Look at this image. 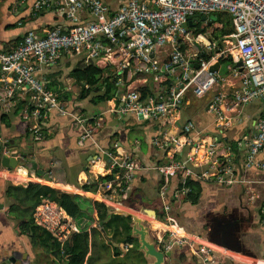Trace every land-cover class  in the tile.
I'll return each mask as SVG.
<instances>
[{"label":"crops","instance_id":"obj_1","mask_svg":"<svg viewBox=\"0 0 264 264\" xmlns=\"http://www.w3.org/2000/svg\"><path fill=\"white\" fill-rule=\"evenodd\" d=\"M20 1L0 2V53H9L15 49L28 31L42 36L45 30L57 28L64 23L63 18L54 10L39 13L36 17L31 16L36 0H24V3ZM103 2L108 5L111 13L118 8L117 0H103ZM210 17L215 21L210 22ZM79 18L83 25L90 21L84 11L79 13ZM191 24L190 30L205 31L203 36L206 40L209 38L215 41L213 35L216 36V40L218 38L223 40L231 34V22L228 16L223 14L210 15L206 17V22L194 21ZM224 31H227L228 35L220 36ZM205 39L204 45H207ZM194 40L183 47L185 52L195 53L199 50V44ZM106 53L109 54L110 60L104 55L95 59L88 56L76 58L62 55L54 66L38 72L36 77L48 91L59 95V100L72 116L80 120L102 116L101 128L92 135V140L101 150L115 157L134 159L144 167L161 162L163 158V154L151 145L152 139H160L164 134L180 138L184 136L181 128L192 120L197 129L203 130L200 137L204 142L203 147H207L212 141H217L220 143V148L227 149L225 154L234 164L236 180L239 182L230 187L197 183L202 187V192L195 205L184 202L174 203L168 198L170 206L168 219L177 228L179 234L192 236L199 244L210 247L215 255L216 264H264V230L261 227L264 220V169L245 170L243 167L245 149L237 146L240 138L249 136L255 131L257 123L264 115V105L260 102L250 104L248 115L244 116L242 111L240 124L221 130L211 125L212 120L205 113L208 97L195 99L189 92L184 95V106L175 115H170L166 119L144 122L132 116L118 119L109 111L119 104L124 90H120L116 99L113 97L106 103L93 105L90 95L85 99L81 98L84 83L78 84L71 75L80 64L83 66L92 64L104 73L101 78L103 81L107 79L109 83L113 82L117 75L116 66L121 57L112 47ZM155 54L160 63L166 61V48L159 49ZM225 64L226 62L221 64L224 65V73H220V65L218 74L227 77L226 90H231L233 81ZM138 68L139 66L133 68L130 75L128 74V79L131 78L130 85L138 90L143 102L159 101L167 89L165 76L161 72L158 76L146 74ZM99 90L102 91V88L99 87ZM2 94L0 73V96ZM30 112L29 92L16 94L10 111L6 114L0 112V142L8 143L11 150L26 143L28 153L32 154L30 161L36 163L35 171L30 168L25 169L24 166H17L15 170L0 168V264H54L52 258L60 264H65V259L68 261L67 256L56 250L54 246L56 242L49 237V234L31 222L34 211L33 200L20 191L11 190L15 187L25 189L28 184L37 185L36 177H43L48 169L53 171L51 189L77 195L87 203L85 211L82 208L80 212L81 221L77 224L81 232H87L89 238L83 264H145L137 249L132 244L124 242V236L120 231L121 224L115 226L119 231H116L114 226L104 230L112 217L120 216L115 214L108 216L114 207L104 203L96 191L89 193L81 190V187L93 184L96 185L95 190H97V184L101 180L99 175L106 167L107 161L92 164L91 161H94L97 155L96 148L90 141H81L79 127L75 126L68 116H59L51 112L45 122L38 123L30 117ZM138 123L146 124L142 129L144 141H140L139 137L131 133ZM33 130L38 131L40 138L36 139ZM143 147L144 151H142ZM187 150L188 147H183L181 154H178L179 158L178 155L176 158L180 159ZM257 160L264 163V150L258 155ZM18 169H23L25 175H16ZM38 171H42L43 175H38ZM9 174L14 179V183L7 180ZM26 180L28 182L16 183ZM132 186L131 193L138 194L144 199L143 201L138 197L131 206L120 205L118 200L113 203L120 205L118 209L132 215H137V212L140 213L144 209L153 210L155 217L152 221L164 229L165 225L160 222L163 215L159 213L161 205L157 197L160 186L158 176L148 171L141 172ZM204 190L206 194L202 199ZM77 191L79 194H74ZM128 197H124L122 201H126ZM94 203L106 207L103 221L98 220ZM100 211L105 210L101 208ZM144 217L145 220H142L146 225H150L149 218ZM174 218L177 219V224ZM27 223L28 227L25 226ZM161 230L157 229V233ZM168 253L170 257L165 264H201L189 250L188 254L187 251L181 250Z\"/></svg>","mask_w":264,"mask_h":264},{"label":"built area","instance_id":"obj_2","mask_svg":"<svg viewBox=\"0 0 264 264\" xmlns=\"http://www.w3.org/2000/svg\"><path fill=\"white\" fill-rule=\"evenodd\" d=\"M117 1L118 8L111 13L103 0H36L31 16L54 10L64 23L45 30L42 36L28 31L15 49L0 53L3 91L0 112L10 111L16 94L29 92L30 117L35 122H45L51 112L71 118L79 127L81 141H90L96 148L97 155L92 164L107 161L99 176L108 178L99 181L96 190L104 203L116 200L120 203L133 191V182L141 172L156 174L162 179L157 197L161 205L159 213L163 215L160 222L165 225L161 230L163 233H157L156 247L162 253L185 247L201 264H216L210 247L199 244L192 236L179 234L171 224L167 214L170 210L168 198L174 203L182 202V198L190 193L186 187L189 178L225 187L238 183L235 166L225 154L227 149L220 148L217 141L203 147L204 142L200 139L203 130L197 129L189 120L181 128L184 136L176 138L164 134L160 139L151 140V145L163 154L161 164L157 162L144 167L134 159L115 157L101 150L92 140L93 133L101 128L102 116L87 120L72 116L59 95L48 91L36 74L54 66L62 55L94 59L104 55L110 60L106 52L112 47L121 57L114 77V99L120 90H124V95L110 114L118 119L132 116L143 122L159 121L175 115L184 105V95L189 92L195 99L208 97L205 113L211 118V125L218 130L225 129L242 122V111L246 106L255 102L264 105V0ZM83 11L90 19L84 25L79 18ZM216 14L231 17V34L221 40L220 45L216 40L208 42L203 35L193 37L188 18ZM204 39L207 45H204ZM193 40L199 44V50L185 52L183 47ZM163 48L167 49V59L160 63L155 53ZM131 62L139 63L138 69L146 74L158 76L161 72L165 76L167 89L159 101L143 102L138 90L130 85L131 80L125 83L124 74ZM225 62L233 81L231 90H226L227 77L220 76L219 70L216 73L209 71L215 63ZM237 62L241 63L240 72L234 68ZM32 132L36 139L40 138L37 130ZM237 146L245 149V170L264 169V163L257 160L264 150V115L255 131L240 138ZM183 147L188 150L178 159ZM7 180L15 182L10 174ZM35 180L37 185L51 188L45 183L53 184V171L48 169L43 177ZM32 223L59 244L61 253L68 239L81 232L72 218L47 199L34 208ZM261 227L264 230V220Z\"/></svg>","mask_w":264,"mask_h":264},{"label":"trees","instance_id":"obj_3","mask_svg":"<svg viewBox=\"0 0 264 264\" xmlns=\"http://www.w3.org/2000/svg\"><path fill=\"white\" fill-rule=\"evenodd\" d=\"M1 1L2 0H0V2ZM191 32L194 37L205 34V31L201 32L200 29L199 30L191 29ZM220 34H221L220 36L226 37L228 35V32L224 31V32H221ZM213 39H216L215 35H213ZM138 66L140 65L137 62L130 63L129 69L125 71V74H124L125 83H128L131 80V78L128 79V74L130 75V73L132 72V69ZM103 74L104 73L101 70L95 68L92 64H86L84 66L80 64L77 68H75L72 71L71 75L73 79L75 80V82H77L78 84L84 83V90H83V93L81 94L82 99H85L87 96L90 95L91 104L98 105V104L108 102L115 96V92H116L115 91L116 89L114 87L115 81L113 80V82H110V83L108 82L107 79L103 81V79H101L103 77ZM99 87L102 88V91L99 90ZM183 106L184 105H182L181 108ZM161 162H162V159H161ZM158 164H161V163L159 162ZM107 178L108 177L101 178L100 181L106 180ZM158 178H159V183L161 184L162 179L160 177ZM25 182L26 181H20L16 183H25ZM197 183L199 184L200 182L192 178H189L186 180V187L190 189V193L182 198V202L189 203L191 205H195L197 203L200 197V194L202 192V187L198 185ZM45 185L52 187L50 183H45ZM95 188H96V185L93 184L89 186H83L81 187V190L83 192L93 193L96 191ZM11 190L20 191L25 196L30 197L33 200V203H32L33 209L37 205L40 204L41 200L47 199L51 202L56 203L73 220H75L80 215L81 208H80L79 201L82 198L77 195L61 193L59 191H56L54 189H51L45 186L32 185V184H28L25 189H22L21 187H15V188H12ZM74 194H79V192L77 191ZM130 194L128 195L129 197L127 198L126 201L121 200L120 202L121 205L131 206L132 202L137 200L135 199V196L133 194L132 195ZM93 207L97 211L98 220L103 221L105 219L106 207L103 204H97V203H94ZM101 208H103L105 211L101 212L100 211ZM31 222H32V218H31ZM129 223H130L129 218H125L123 216H114L106 224L104 230L106 228H110V227L113 228V226L115 227L118 224H121L122 228L120 229V231L122 232L124 236V239H125L124 242L126 244H132L134 248L137 249L138 246H137L136 240L130 238ZM149 224L150 226L148 225V228H149L150 236L153 239V241H156V237H157L156 226L158 224L152 221H150ZM25 226L28 227L29 224L27 223ZM115 230L119 231L117 227H115ZM88 239L89 238H88L87 232L83 231V232H80L79 234H73L68 239L67 243L64 244L62 248V253L64 256L68 257L69 264H83L84 259L87 254ZM54 246L56 250L59 252L60 250L59 244L54 243ZM177 250L187 251L186 254H188V249L185 247H180V248L175 247L171 251H177Z\"/></svg>","mask_w":264,"mask_h":264},{"label":"water","instance_id":"obj_4","mask_svg":"<svg viewBox=\"0 0 264 264\" xmlns=\"http://www.w3.org/2000/svg\"><path fill=\"white\" fill-rule=\"evenodd\" d=\"M193 20L200 21L201 23H203V22H206V17L197 15L193 18H188L189 28L192 27L191 22ZM228 20L231 22L230 16H228ZM209 21L212 22V21H215V19L213 17H210ZM207 41L211 42V39L208 38ZM219 66H220L219 63H215L209 68V71L211 73H216L219 70ZM193 67L197 69L198 65H194ZM234 68L238 69V71L240 72L241 63L240 62L235 63ZM31 158H32V154L28 153L26 143L22 146H17L14 150H11L8 143L0 142V168L7 169V170H15L18 167L24 166L25 169L28 167L32 171H35L36 163L33 161H30ZM37 174L42 176L43 172L38 171ZM106 204H109L111 207H114V210L108 213V216H110L111 214H115V215H120V216L130 219V225H129L130 238L136 240L137 246H138L137 252L142 255V259L145 262V264H165L166 260L170 257V253L168 252L162 253L156 247L155 241H153V239L150 236L148 226L140 218L141 215H144L148 217L149 220H153L155 217L154 211L150 209L149 210L144 209L140 213L137 212V215H132L130 213H127L123 210L118 209L117 207H120L121 204L120 205L114 204V203H106ZM52 262L54 264H60L57 260L53 258H52ZM65 264H68V261L66 259H65Z\"/></svg>","mask_w":264,"mask_h":264},{"label":"rangeland","instance_id":"obj_5","mask_svg":"<svg viewBox=\"0 0 264 264\" xmlns=\"http://www.w3.org/2000/svg\"><path fill=\"white\" fill-rule=\"evenodd\" d=\"M216 40V39H215ZM216 42H217V44L218 45H220V43H221V39L220 38H218L217 40H216ZM224 70H225V68H224V65H221V70H220V73H224ZM250 110V105L249 106H246L244 109H243V115L244 116H246V115H248L247 113H248V111ZM146 126V124L145 123H138L137 125H136V127L133 129V131H131V133L133 132V134L136 136V137H139V140L140 141H144V138H143V135H142V129L144 128ZM135 136H132L131 135V137H135ZM143 146H145V145H143ZM142 151H144V147L142 148ZM22 164V163H21ZM61 191V193H63L62 192V190H60ZM64 193H66V192H64ZM71 194V193H70ZM205 194H206V191L204 190L203 191V195H202V199H204V196H205ZM134 196H135V199H137L138 200V194H134ZM140 198V197H139ZM153 198L155 199L156 197H155V195L153 194ZM142 201L144 200V199H142V198H140ZM79 204H80V208H81V210H82V208L84 209V211H85V207L87 206V203H86V201H84L83 199H81L80 201H79ZM80 216V215H79ZM77 217L75 220H73L76 224H78L81 220V216L80 217ZM84 217L87 219V215H86V213H84ZM181 217H182V215H181ZM181 217L179 218L180 219V222H181ZM150 221H152V220H150ZM174 221H175V223L177 224V219L176 218H174ZM153 222V221H152ZM172 222H173V220H172ZM174 223V222H173ZM182 223V222H181ZM87 226H88V224H87Z\"/></svg>","mask_w":264,"mask_h":264},{"label":"bare ground","instance_id":"obj_6","mask_svg":"<svg viewBox=\"0 0 264 264\" xmlns=\"http://www.w3.org/2000/svg\"><path fill=\"white\" fill-rule=\"evenodd\" d=\"M16 175H25V171L23 169H18L17 172H16ZM117 208H119V207H117ZM140 218L143 219V220H145L144 219L145 218L144 216H141ZM156 228L158 230L163 229V227L161 225H157Z\"/></svg>","mask_w":264,"mask_h":264},{"label":"clouds","instance_id":"obj_7","mask_svg":"<svg viewBox=\"0 0 264 264\" xmlns=\"http://www.w3.org/2000/svg\"><path fill=\"white\" fill-rule=\"evenodd\" d=\"M202 36V35H201ZM27 169V168H26ZM148 226V225H147ZM150 226V225H149ZM156 245V244H155Z\"/></svg>","mask_w":264,"mask_h":264}]
</instances>
